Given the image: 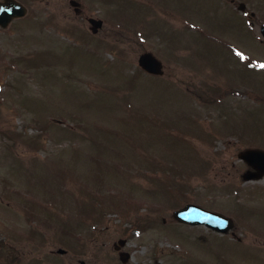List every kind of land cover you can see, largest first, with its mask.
Here are the masks:
<instances>
[{
	"label": "rangeland",
	"instance_id": "1",
	"mask_svg": "<svg viewBox=\"0 0 264 264\" xmlns=\"http://www.w3.org/2000/svg\"><path fill=\"white\" fill-rule=\"evenodd\" d=\"M20 1L26 23L0 33L5 252L123 264L124 238L125 264H264V175L245 181L238 157L264 151V0H85L96 34L62 18L67 0ZM145 51L162 75L139 68ZM187 202L234 227L176 223Z\"/></svg>",
	"mask_w": 264,
	"mask_h": 264
},
{
	"label": "water",
	"instance_id": "2",
	"mask_svg": "<svg viewBox=\"0 0 264 264\" xmlns=\"http://www.w3.org/2000/svg\"><path fill=\"white\" fill-rule=\"evenodd\" d=\"M93 22V20H92ZM93 31L101 25V21H96ZM261 32L264 36V27H261ZM139 66L146 72L151 74H162V63L151 52H144L138 57ZM238 156L244 159L253 170H248L244 173L243 179H258L264 174V151L259 149H247L241 151ZM173 216L180 222H186L190 224L203 223L216 231L227 232L228 229L233 227V222L230 218L223 215L206 210L195 204H186L181 209L174 211ZM125 240H119L118 244H115V249H119V246L123 245ZM61 251V250H60ZM128 254L126 252L120 253L122 261H126Z\"/></svg>",
	"mask_w": 264,
	"mask_h": 264
},
{
	"label": "flooded vegetation",
	"instance_id": "3",
	"mask_svg": "<svg viewBox=\"0 0 264 264\" xmlns=\"http://www.w3.org/2000/svg\"><path fill=\"white\" fill-rule=\"evenodd\" d=\"M17 2L22 3L20 0H16ZM231 1V0H230ZM235 0L231 1L234 3ZM7 0H0V8L2 6H5ZM46 3H48V1H46ZM68 6L72 11V15L68 16L65 13H62V18L63 19H69L70 21H75L76 19H83L84 21H90V19L92 17H94L91 12H89L87 10L86 4H85V0H67ZM23 4V3H22ZM55 7H58V3L56 5H54ZM8 9H10L11 11L8 13L9 16V21H8V25L3 27L2 25H4V21L5 19L2 17H0V33H9L10 31H12V26H14L16 28V30H21L20 27L23 26L26 23V19L25 17L27 16V12L25 13L24 16L22 17H12L15 13H17L18 11H12V8L10 7V5L7 6ZM53 14H55V12H51V13H46L43 17L45 19H52ZM12 17V18H11ZM43 17L40 19V21H37L39 24L42 23L43 21ZM97 18V17H95ZM79 26L82 27L81 24H79ZM89 29H92V25H88ZM102 28V26L99 28V30ZM98 30V31H99ZM6 245V242L4 239H0V248L3 249V251H0V264H19L22 260L21 255H23V252H5L6 248L4 249ZM9 249V248H8ZM10 251V250H9ZM3 260V261H2ZM8 260L7 263H5L4 261ZM84 262L81 261V264H83Z\"/></svg>",
	"mask_w": 264,
	"mask_h": 264
},
{
	"label": "snow or ice",
	"instance_id": "4",
	"mask_svg": "<svg viewBox=\"0 0 264 264\" xmlns=\"http://www.w3.org/2000/svg\"><path fill=\"white\" fill-rule=\"evenodd\" d=\"M0 11H11L10 9L0 8Z\"/></svg>",
	"mask_w": 264,
	"mask_h": 264
}]
</instances>
